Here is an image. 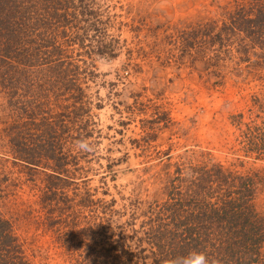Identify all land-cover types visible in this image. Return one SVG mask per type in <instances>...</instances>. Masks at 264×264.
<instances>
[{"label":"rangeland","instance_id":"obj_1","mask_svg":"<svg viewBox=\"0 0 264 264\" xmlns=\"http://www.w3.org/2000/svg\"><path fill=\"white\" fill-rule=\"evenodd\" d=\"M243 3L94 0L109 35L119 38L118 55L100 58L87 47L61 46L62 66L84 97L74 106L65 86L57 103H47L49 121L69 125L53 138L61 149L56 157L63 149L68 158L58 201L47 200L58 159H41L34 167L13 161L4 130L26 114H18L15 105L9 109L0 91V211L33 264H73L80 258L72 247L76 233L82 229L87 235L99 222L128 236V248L140 259L151 251L142 242L144 231L151 214L170 199V184L188 185L204 165L251 176L255 205L264 216V50L231 28L238 25L232 17ZM76 20L70 30L83 23L81 16ZM27 43L36 52L42 49L31 38L16 49L30 53ZM43 61L37 58V75L48 78ZM84 122L91 132L80 140ZM87 191L98 204L80 201L89 197Z\"/></svg>","mask_w":264,"mask_h":264},{"label":"trees","instance_id":"obj_2","mask_svg":"<svg viewBox=\"0 0 264 264\" xmlns=\"http://www.w3.org/2000/svg\"><path fill=\"white\" fill-rule=\"evenodd\" d=\"M243 1L232 17L238 25L232 23L231 28L245 33L264 50V0ZM79 16L83 23L76 31L70 30L68 24L75 26ZM26 38L39 41L42 49L36 52L35 45L27 43L30 53L17 50ZM63 42L87 47L89 55L100 58L118 55L119 38L109 35L94 0H0V91L9 109L15 105L18 114L19 110L26 114L10 120L4 131L14 162L34 167L40 166L41 159H58L49 174L52 184L47 200L53 201L62 196L60 182L66 181L68 166L63 149L61 157H56L61 149L53 138L62 126L63 134L68 132L69 125L49 121L47 103H57L65 86L69 90L65 97L73 99L74 106L84 97L83 88L62 66ZM37 58L46 60L42 64L51 74L48 78L37 75ZM81 124L79 131L85 135L78 139L83 140L91 131L88 122ZM203 170L201 174L195 172L200 177L191 176L186 186L179 181L182 171L177 173L179 182L169 186L170 199L151 214V226L144 231L142 242H148L150 253L135 259L128 248L129 237L113 230L110 222H99L98 228L87 230L93 241L82 229L76 233L78 243L72 247L80 258L73 264H165L167 259L190 249L205 250L221 264H264V216L255 205L254 179L228 174L220 164L204 165ZM87 192L89 197L83 195L80 201L85 206L98 204L95 193ZM48 220L49 224L55 222L53 218ZM26 257V248L15 234L12 221L0 211V264H33Z\"/></svg>","mask_w":264,"mask_h":264},{"label":"clouds","instance_id":"obj_3","mask_svg":"<svg viewBox=\"0 0 264 264\" xmlns=\"http://www.w3.org/2000/svg\"><path fill=\"white\" fill-rule=\"evenodd\" d=\"M79 147L85 149L87 145L84 142H79ZM165 264H221V262L210 257L205 250L190 249L182 255L167 259Z\"/></svg>","mask_w":264,"mask_h":264}]
</instances>
